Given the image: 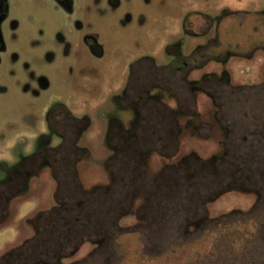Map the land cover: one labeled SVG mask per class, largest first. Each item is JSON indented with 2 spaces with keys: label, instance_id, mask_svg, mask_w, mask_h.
<instances>
[{
  "label": "rangeland",
  "instance_id": "rangeland-1",
  "mask_svg": "<svg viewBox=\"0 0 264 264\" xmlns=\"http://www.w3.org/2000/svg\"><path fill=\"white\" fill-rule=\"evenodd\" d=\"M6 2L5 43L16 58L4 56L0 65V127L22 121L34 131L42 128L35 144L44 139L56 148L59 140L45 120L47 110L54 108L57 121L65 111L84 122L85 133L78 141L82 144L76 145L83 156L74 173L83 192L104 179L102 151L96 149L113 120L123 125L129 121L132 134L140 99L129 93V105L123 108L128 65L129 87L136 61L154 68L175 66L179 57L212 38V30L207 36H192L189 30L221 15L219 49L228 47L240 55H227L229 85L211 89L213 104L199 94L195 105L186 103L190 109L185 114L196 111L202 120L195 130L183 127L175 138L173 126L151 125L160 113L146 103L140 109L146 118L137 127L138 140L118 159L117 184L105 193L109 200L100 202V211L87 206L80 237L67 241L65 232L73 228L54 221L51 244L48 224L40 220L36 227L41 232L30 241L35 248L18 254L17 264H253L259 238L264 245V0H72L69 12L51 0ZM86 40L98 47L100 57L89 51ZM255 44L263 51L255 50L248 61L241 59ZM138 69L143 73L150 66ZM174 80L165 74V84L175 87ZM133 91H138L135 86ZM153 93L166 102L157 88L148 96ZM167 105L174 107L169 100ZM213 123L228 131L225 157L222 131ZM148 148L163 149L165 156L139 157ZM15 154L14 165L0 161V182L13 177L29 156L19 147ZM69 172L66 181L74 188L76 180ZM41 181L50 182L44 177ZM49 192V187L41 192L28 188L13 215L0 222V255L31 234L24 216L39 205L56 207ZM221 214H230L229 221L216 217Z\"/></svg>",
  "mask_w": 264,
  "mask_h": 264
},
{
  "label": "flooded vegetation",
  "instance_id": "flooded-vegetation-1",
  "mask_svg": "<svg viewBox=\"0 0 264 264\" xmlns=\"http://www.w3.org/2000/svg\"><path fill=\"white\" fill-rule=\"evenodd\" d=\"M51 1H53L60 9L66 12L71 10L72 0ZM7 17V2L6 0H0V65L4 56L8 55L11 56L12 59L16 58L15 53L10 52V47L5 43L6 36L3 27ZM222 17L224 16L221 15V17H216L215 19H204L201 22L195 24V31L189 30L192 36H207L209 31L212 30V38H207L204 43L192 48L188 55L179 57V59L174 62L175 66L165 65L160 66V68H154L149 62L143 63L141 60L136 61V63H134L130 69L131 75H134V80L129 87L128 65V79L125 86L126 94L124 96L125 101L122 104H124V109L129 105V93L131 96L140 99L135 103L134 107L137 116L136 121L132 126V134H130L129 121L123 125L120 121L113 120L112 124L114 126L108 130L105 139L100 144V148L96 149L97 151L99 149L102 151L100 156L99 154L98 156L100 158L99 162L104 165V169H102L104 179L101 180L99 186H95L93 190L83 192L74 174L75 165L83 156L82 151L77 146L82 144L78 143V141L82 142V136L85 133V124H83L84 122H79V119H76L74 116L70 115L69 112L65 111H63L64 118L61 121H57L52 116L54 108H50L47 110L48 112L46 111L45 120L46 122L48 121L56 139L59 140V144H57L58 146H55L56 148H50L46 145V140L38 139L35 144V150L29 154L28 158L24 160L23 164H20V166L15 169L17 170L15 171V175L10 179L0 182V222L6 219V217L13 215L16 205L24 200V193L27 192V189L31 187H36L37 191L39 192H41L44 187L45 189L49 187L50 192L48 193V196L51 198L56 207L49 209V207H41V205H39V207L36 206L34 210L29 212L28 215L24 216V224L30 223V225H32V232L28 236L26 235L24 238H21V243L8 250L7 254L3 252L0 255V264H17L16 261H18V254L22 252H28V250H33L35 248L34 245L30 244V241L32 238H37L41 232H38L36 227V222L40 220L46 221L48 224L46 232L51 244L54 243V237L56 236L55 232L53 231L54 221L68 222V224L71 225L70 228H73L65 232V237H68L66 239L67 241L74 237H80L78 236L81 230L80 228L85 222L84 221L82 223L81 216L85 215L86 217L87 206H95V212H97V209L100 211V208L98 207L100 202L107 203L109 200L105 193L108 189L114 188L113 186H116L117 184L118 159L121 158V155L127 154V152H129V147L133 143L137 142V127L143 122L144 117L146 116L143 115L142 118L140 109H142L146 103L153 104L151 105L152 108L160 113V118H157V120H155V122H153L151 125H166L167 128L169 126H173L174 129H172V135L175 138H178L179 135L182 134L184 128L188 129L190 127L191 129L195 130L199 125L202 124V120L199 119V115L196 111L190 114V116L185 114L188 112L187 110L190 109L185 108L186 103L190 102L194 103L195 105L196 95L199 94L207 98L209 102L213 104L215 97L212 95L211 89H213L214 92V87L216 85L225 83L229 85V63L225 65V63H227L225 62L227 55H230L232 59L239 58L240 56L235 51H231V49L228 47L221 50L219 49V46L221 45L219 38L222 36V31L224 29L220 26ZM14 25L15 22L12 23L11 29L14 28ZM219 29L221 30L220 33L218 32ZM85 46L91 53H98L94 55L95 57H100V50L96 45L91 44V40H86ZM255 46L257 47H254L252 53H250L248 57L241 59L248 61L253 57L255 50L262 49H260L261 45L255 44ZM66 53L67 50L65 53H63V55H66ZM143 64L149 65L150 70L142 73V70L138 69V66H143ZM263 71L264 70H261V72ZM81 73H83V71ZM166 73L169 76L174 75V83H176V88L171 87L170 83L165 84ZM141 78L143 79L140 80ZM39 82L41 83L42 87H44L45 80L40 78ZM138 82L139 84H137ZM145 84H148V86H145ZM134 86L135 90H138L136 94L133 91ZM152 88H157L159 91H161L164 94V97H166V102L161 100L157 93H153L148 96V92ZM174 88L176 90H173ZM91 89L92 91H95L97 88L93 87ZM3 91L4 89L0 87V92ZM168 100L174 104V107L167 105ZM166 113L170 114V117H166ZM153 115H156V113H153ZM212 120H216L214 114L212 115ZM213 125L217 126L222 131L221 143L223 146V157H225L227 156L228 152L225 144L228 140V131L224 125H220L219 123H213ZM168 131L171 132V130ZM153 136L154 134L151 133L149 140H151ZM149 140L147 139L146 141L150 142ZM147 146L149 147V145ZM162 151L163 149L148 148L147 150H144L142 153L138 154L139 157H144L143 159L151 156L164 157L165 151ZM176 152L177 150L174 151V153ZM125 170L126 169H123L122 172H125ZM68 171H70L69 173L73 174L76 180L74 188L69 187V184L66 181ZM132 173L133 172H131L129 169L130 176ZM158 173H160V171H158ZM43 177L50 182L41 181ZM60 191L61 193L59 195L62 200L58 201L55 196L56 193H59ZM111 195L112 194L110 192V196ZM217 196H215V198ZM48 202L51 203L50 201H47V203ZM90 216L94 217L95 215H91L90 212ZM216 217H225V221H229L228 218L230 217V214H221ZM214 220L218 219H212V221ZM72 222H75L76 224ZM241 226V229L244 230L243 232L241 231V233H246V226ZM215 234L216 232H211L212 237H214ZM258 242L259 244L254 250L253 264H264V245L260 238ZM64 244L65 243H62L60 246H64Z\"/></svg>",
  "mask_w": 264,
  "mask_h": 264
},
{
  "label": "clouds",
  "instance_id": "clouds-1",
  "mask_svg": "<svg viewBox=\"0 0 264 264\" xmlns=\"http://www.w3.org/2000/svg\"><path fill=\"white\" fill-rule=\"evenodd\" d=\"M38 131H43L39 129ZM38 131L28 128L20 122H13L11 128L7 126L0 127V161L8 165H14L17 162L16 149L27 156L35 150V140Z\"/></svg>",
  "mask_w": 264,
  "mask_h": 264
}]
</instances>
